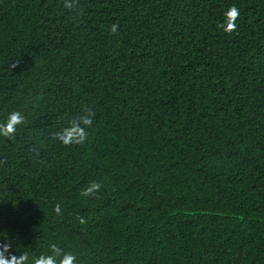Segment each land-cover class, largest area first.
Masks as SVG:
<instances>
[{"label": "trees", "instance_id": "1", "mask_svg": "<svg viewBox=\"0 0 264 264\" xmlns=\"http://www.w3.org/2000/svg\"><path fill=\"white\" fill-rule=\"evenodd\" d=\"M84 106L87 140L52 139ZM14 110L6 256L55 243L77 264H264V0H0V120Z\"/></svg>", "mask_w": 264, "mask_h": 264}, {"label": "clouds", "instance_id": "2", "mask_svg": "<svg viewBox=\"0 0 264 264\" xmlns=\"http://www.w3.org/2000/svg\"><path fill=\"white\" fill-rule=\"evenodd\" d=\"M79 0H63V7L70 11H75L78 7ZM240 13L236 6H229L223 13L224 19L221 21L219 27L225 33H231L236 29V20ZM118 24H112L110 31L116 34L118 31ZM16 64H11L10 68L16 67ZM95 113L90 107L84 106L80 114L68 121L67 126L62 127L59 131L52 133V139L59 141L64 146L83 144L88 138L87 129L92 127ZM25 122L24 116L19 111H11L7 116L0 120V137L8 140H14L16 136L17 126ZM6 160H0V164L6 163ZM103 185L97 181H91L80 192L82 197H92L100 191ZM57 215H61V207L59 204L54 206ZM77 220L80 224H86L84 217L78 216ZM7 236L5 240H7ZM12 247L11 243H0V264H77V257L72 252L65 251L57 244L49 245L50 254L33 255L29 260L27 252L21 253L19 257L15 255H7L9 249Z\"/></svg>", "mask_w": 264, "mask_h": 264}]
</instances>
